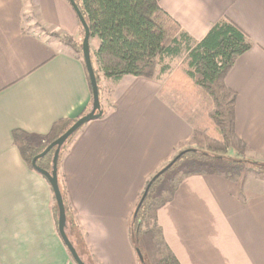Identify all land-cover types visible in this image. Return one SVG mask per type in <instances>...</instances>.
I'll list each match as a JSON object with an SVG mask.
<instances>
[{
	"label": "crops",
	"instance_id": "obj_1",
	"mask_svg": "<svg viewBox=\"0 0 264 264\" xmlns=\"http://www.w3.org/2000/svg\"><path fill=\"white\" fill-rule=\"evenodd\" d=\"M159 6L194 42L221 19L247 36L251 47L235 59L225 84L235 94L243 158L263 165L264 0H159ZM79 36L66 0H0V264H75L57 231L50 185L24 160L12 133L23 131L36 147L54 123L91 102L83 58L72 45ZM96 50L97 44L90 48ZM173 71L104 79L110 105L103 101L104 114L84 124L63 151L69 204L98 264H140L130 240L139 196L152 175L194 146L199 124L180 114L181 101L170 95L178 89L167 84ZM191 170L156 214L178 264H264V169L241 181L215 169Z\"/></svg>",
	"mask_w": 264,
	"mask_h": 264
},
{
	"label": "trees",
	"instance_id": "obj_2",
	"mask_svg": "<svg viewBox=\"0 0 264 264\" xmlns=\"http://www.w3.org/2000/svg\"><path fill=\"white\" fill-rule=\"evenodd\" d=\"M74 1L88 25L90 37L98 39L97 50L93 53L90 52V56L96 76L102 115L105 112L102 102L106 100L107 106H109L110 97L108 88L101 85V78L114 82L123 75L155 78L158 73H163L168 68V65H161L164 58H173L184 54L181 70L175 69L168 79L169 81L167 80V84L170 85L172 81L175 84L178 83L179 87L189 84V92L178 108L180 114L186 117V112L199 102V99H202L201 101L206 105L204 111L207 113L208 122L213 126L211 127L214 131L208 132L204 125L195 127L193 139L198 147L182 152L175 163L184 157L200 163L203 160L209 162V160L225 159L224 162L232 165V169L229 172H216L233 181L238 178L236 170L243 164L252 165L257 170L264 169V165L246 161L243 158L245 144L237 137L234 130L235 94L225 84V75L235 59L251 47V43L243 31L231 21L221 19L207 31L199 42H194L181 30L180 25L159 6V0ZM77 21L83 38L84 30L78 18ZM82 38L80 41L72 43L79 53H81ZM94 62L97 68H95ZM159 65L161 67L157 69ZM105 93L107 97L104 99ZM91 104L92 95L91 102L78 116L61 119L54 123L45 136L44 142L38 147H33L30 144L28 135L23 131H13V143L18 146L27 164L33 167L31 163L33 157L64 133L80 116L88 112ZM81 128L73 133L60 148L57 158V180L64 205L65 233L69 238L67 230L71 229L74 234L78 235L77 238L84 242V234H82L69 204L60 166L63 151ZM230 150L234 151L235 158L228 157ZM53 153L54 148L43 157L38 158L36 165L48 171V165H52ZM238 156H241V159L237 158ZM187 174L182 173L173 177L170 188L162 191L159 190L158 184L163 175L153 181L150 178L132 212L130 240L135 249L140 250L139 239L144 235H150L157 246L158 264H178L163 239L156 214L157 210L170 200L172 191ZM145 189L147 192L141 200ZM135 211L136 215L133 217ZM53 212L55 216V213L57 214L56 204L53 207ZM71 243L80 259L85 263L77 249V244L75 245L73 241ZM85 249L88 251L87 248ZM140 264L147 263L143 259Z\"/></svg>",
	"mask_w": 264,
	"mask_h": 264
},
{
	"label": "rangeland",
	"instance_id": "obj_3",
	"mask_svg": "<svg viewBox=\"0 0 264 264\" xmlns=\"http://www.w3.org/2000/svg\"><path fill=\"white\" fill-rule=\"evenodd\" d=\"M69 5L70 3L67 2ZM71 6V5H70ZM72 8V7H71ZM81 34L79 36V40L81 39ZM82 41V40H81ZM98 39L96 37H90L89 39V45H90V48L91 50L93 51L94 48L96 47V44H97V47H98ZM81 54V53H80ZM183 56L184 54H181L177 57H173V58H164L162 60V64L161 65H168V68L165 70V72H163V74H166V73H169L171 72L172 70L175 71V69L177 70H181V64H182V59H183ZM161 65H159V67L157 69H159L161 67ZM94 66L95 68H97V65L95 64L94 62ZM173 71V72H174ZM103 78H101V85L104 86L103 84ZM180 85H178V89L173 91L172 93H170V95H172L174 98H176L175 100L176 101H181L178 105V108L182 105V102L184 100V98L186 97L187 93L189 92V84H186L184 85L185 87H179ZM107 88V87H106ZM107 97V94L105 93L104 94V99ZM202 99H199V102L195 103L186 113V118L189 117L191 121H193L196 124H203L204 126H207L208 124L206 123L208 120L207 118V113H205L204 111V108L206 107L205 103H203L201 101ZM105 103H106V100H104ZM107 105V103H106ZM209 123V122H208ZM210 124V123H209ZM198 125V126H199ZM212 125L210 124V127ZM213 127V126H212ZM211 127V130H213ZM192 139H193V136H192ZM193 142H194V139H193ZM42 143H40L38 146H40ZM36 146V147H38ZM35 147V146H33ZM195 147H198L196 146L195 142H194V146H191V147H187V148H183L182 150H180L176 155H178L179 153L182 154V152L184 151H187V149H192V148H195ZM60 151V150H59ZM176 155L173 157L175 158ZM228 157L230 158H235V155H233V153L231 152V150L229 151L228 153ZM172 158V159H173ZM239 158V157H237ZM171 159V160H172ZM241 159V158H239ZM243 159V158H242ZM170 160V161H171ZM225 159H216V160H213V161H205L203 160L202 163L198 162V161H195L194 159H190L188 157H184L183 159H181L179 162L177 163H173L174 165L171 166L169 169H167L163 174V176H161L160 178V182L158 184V187L160 188L163 183H165V180L169 181V187L170 188V185H171V180L173 177H177L179 175H181L182 173H185V172H190V169H193L191 171H197L198 169H202L203 171H209V170H212V169H215L217 171H220V172H229L232 168V165L228 164L227 162H224ZM246 161H251L249 159H245ZM169 161V162H170ZM186 161H189V163H192V164H187L185 166V170L181 172V166H182V163H186ZM194 161V162H192ZM168 162V163H169ZM253 162V161H251ZM184 165V164H183ZM190 165V166H189ZM264 165V164H263ZM51 164L48 165V168L50 171L51 170ZM165 166V165H164ZM163 166V167H164ZM162 167V168H163ZM161 168V169H162ZM217 168V169H216ZM219 168V169H218ZM256 167L252 166V165H248L246 166L245 164H243V166L241 165L236 171L238 172V178L236 179V181H241L242 180V177L245 173V176L246 173H250L252 170H254ZM251 170V171H250ZM158 172V171H157ZM156 172V173H157ZM154 175H152L150 178H152ZM159 177V176H158ZM157 177V178H158ZM156 178V179H157ZM159 190H167V189H159ZM52 191V190H51ZM164 192V191H163ZM52 199H53V203H55V200L53 198V194H52ZM55 205V204H54ZM54 207V206H52ZM55 219H56V227H57V214L55 213ZM58 231V230H57ZM72 232V234H71ZM67 233H68V236H69V239L71 241H73L75 243V245L77 246V249L78 251L80 252L81 256H82V259L85 261L84 264H98L97 261H95L93 255L90 253V250L86 251V247L87 245L85 244V242H82V240H79L77 237L78 235L77 234H74V232L69 229L67 230ZM139 247H140V252H141V255L144 259V261L147 263V264H158V261L156 259V250H157V246L156 244L154 243L153 239L151 238L150 235H144L142 238L139 239ZM89 249V248H88ZM91 258V259H90ZM138 258V256H137ZM140 263H142V261H140Z\"/></svg>",
	"mask_w": 264,
	"mask_h": 264
},
{
	"label": "water",
	"instance_id": "obj_4",
	"mask_svg": "<svg viewBox=\"0 0 264 264\" xmlns=\"http://www.w3.org/2000/svg\"><path fill=\"white\" fill-rule=\"evenodd\" d=\"M72 9L74 10L83 30L84 35L81 41V55L83 58V62L85 65V69L87 72V76L89 79L90 87H91V95H92V104L91 108L88 112H86L84 115L80 116L74 123L64 131L58 138H56L54 141H52L42 152L38 153L36 156L33 157L31 163L33 168L41 173L48 181L50 188L52 190V194L55 200V204L57 206V230L59 233V236L65 245L66 249L68 250L71 258L75 262V264H84V262L80 259L79 255L77 254L74 246L72 245L71 241L67 237L65 233V212H64V205L63 200L60 192V188L58 185L57 180V158L59 154V150L63 143L73 134L75 133L79 128H81L84 124L87 122L99 118L102 115V109L100 108V102H99V95H98V87H97V81L96 76L94 73L91 56H90V47H89V39H90V31L88 28L87 23L85 22L79 8L77 7L74 0H68ZM54 148V153L52 157V166L51 170L47 171L45 169H42L36 165V160L38 158L43 157L49 150ZM181 153L176 155L175 158H173L169 163H167L162 169H160L157 173L154 174L152 177V181L155 180L158 176L163 174L167 169H169L173 163L176 161V159L180 156ZM147 190L145 189L144 194L141 198L143 200ZM136 211L133 215L135 217ZM137 256L140 261H143V257L141 255V252L139 249H136Z\"/></svg>",
	"mask_w": 264,
	"mask_h": 264
}]
</instances>
